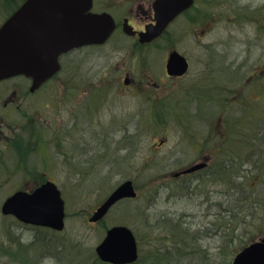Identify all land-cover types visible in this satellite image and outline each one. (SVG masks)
Listing matches in <instances>:
<instances>
[{"label":"rangeland","instance_id":"rangeland-1","mask_svg":"<svg viewBox=\"0 0 264 264\" xmlns=\"http://www.w3.org/2000/svg\"><path fill=\"white\" fill-rule=\"evenodd\" d=\"M20 1L15 0L5 10L4 6L8 4L0 0V26L11 16L12 12L9 11ZM239 1L243 6L241 9L230 0V3L226 1L219 9L214 8V11L223 12L230 19L237 11L244 13L240 28L230 24V21L220 22L210 39L215 45V56L229 52L224 55L229 57L224 61L229 60L232 67L239 65L241 78V96L237 98L239 104L236 102L229 106V116L223 117L221 124L219 120L224 115L222 111H227V108L219 104L213 106L215 136L218 130L224 132L230 125V139L237 132L233 140L235 143L243 139L246 145L247 139L250 144L244 148L242 161L228 170V183L221 186L222 181L219 183L218 179L212 183L204 181L203 185H196L198 196L191 199L188 195L184 196L188 191H183L177 181L173 180L175 171L161 170L157 165L148 168L147 161L164 162V153L173 151L174 123H170L171 130L166 134L159 122H139L137 111L144 108L130 95H120L118 76L107 80V83L116 84L118 94H110V100L101 108V113L95 116L94 121L91 122L92 118L85 123L80 121L77 116L79 104L88 105L91 102L87 97L84 102L82 90L75 86L80 83L105 82V76L102 75L104 67L101 66L109 67L119 60L103 59L105 54L102 60L94 56L85 71L78 68L76 72H71L65 58L62 61L63 71L35 97L42 116H36L35 122L27 119L25 104L31 101L28 99L23 102L22 114H17L13 117L14 121L10 122L15 124V128L14 133L8 130V136L14 137L16 143L22 141V151L16 152L13 145L7 144L3 134H0V241L20 237L24 244L30 245L37 237L45 235L39 228L20 223L18 226L14 218L4 217L1 213V207L9 196L18 190L31 192L36 188L32 178L39 183L45 179L55 182L66 203V229L53 236L54 242L58 243L56 250L52 253L44 249L39 252L34 250V261H31V257L24 264H33L35 261L39 264H68L70 261L85 264L86 256L96 253V247L105 238L107 230L114 226L131 229L137 238L140 253L147 257L153 248L162 245L156 239L169 233L168 225L180 219L189 222L192 230L204 234L215 231L217 221L212 214L215 208L218 209L217 204L224 201H227V208L231 206L247 222L241 229L242 235L233 245L237 253L245 245L264 239V0ZM214 65L217 74L222 73L225 81L237 79L235 72L225 69L220 60L214 61ZM97 67H100L99 70ZM154 71L155 75H160V68ZM15 83L22 88L29 82L18 78L14 80ZM67 84L70 87L68 91ZM234 85L232 87L236 90ZM217 87L222 89L221 86ZM32 123H35L39 136L43 140L47 139L50 145L47 151L43 147L39 152L37 150L36 156L31 150L35 136V130H30ZM218 124L222 126L217 128ZM126 127L133 133L131 137L124 138ZM169 135V143L155 153L159 142ZM214 142L216 145L215 137ZM243 162L245 166L237 170V165ZM236 175L242 178L237 179ZM127 180L134 182L138 197L116 205L103 221L91 223L90 218L97 208ZM231 188L237 189L231 201L223 199L221 195H206L208 190L228 191L230 194ZM161 242L167 244L165 240ZM219 242L213 236L205 240V245L211 247L209 252L221 258L216 249ZM65 247H69L71 252H67L68 248L66 250ZM0 264H23V261L0 253Z\"/></svg>","mask_w":264,"mask_h":264},{"label":"flooded vegetation","instance_id":"flooded-vegetation-1","mask_svg":"<svg viewBox=\"0 0 264 264\" xmlns=\"http://www.w3.org/2000/svg\"><path fill=\"white\" fill-rule=\"evenodd\" d=\"M163 1L167 0H93L92 13L109 15L115 23L113 32L103 44H90L73 49L63 55L61 60L65 58L68 60L71 72L79 69L85 71L94 56L95 59L102 60L105 54L103 59L117 58L119 60L109 67L101 66V68L104 67L102 75L105 76L103 78L105 82L80 83L75 86L78 90H82L84 102L87 98L91 102L88 105L79 104L78 118L83 123L88 122L90 118H92L91 122L95 120V116L101 113V108L105 107L110 100V94H118L116 84L107 83V80H113L118 76L120 95H130L144 108L137 111L139 122H159L166 134L171 130L170 123H174L173 151L164 153L165 155L162 156L164 158L162 161L166 160L164 162L150 163L147 161V167L157 165L161 170L175 171L173 180L177 181L178 187L180 186L183 191L189 187L188 194L184 196L188 195L194 199L198 196L196 185L203 184L204 181L217 182L215 179L219 182L222 172L226 174L222 176L225 177L223 182L227 183L228 170L233 168L235 163L242 161L241 155L245 151L243 139L237 143L233 141L236 139L235 136L230 139V125L224 132L218 130L215 136L213 106L219 104L222 108H227V111H222L224 115L220 117L219 123L221 124L223 117L229 116L227 115L229 106L236 102L237 105L239 104L237 98L241 96L239 86L241 78L239 65L232 67L229 65V60L224 61L229 58L224 56L229 52H222L215 56V45L213 40H210L215 27L220 22L230 21V24H235L240 28L244 13L237 11L236 15L230 19L223 12L215 13L214 11V8L219 9L226 1L230 3V0H192L168 23L158 37L142 42V34L146 33L148 28L157 25L156 8L159 9L160 6L164 16L170 14L169 9L172 3L163 4ZM232 2L239 9L243 7L239 0H232ZM174 55L177 56L176 59L178 58L177 66L176 71L171 73L169 65ZM219 60L225 69L235 72L236 80L225 81L222 73L217 74L214 61ZM61 65L64 69L62 61ZM99 68L97 67L98 70ZM155 68H160V75H155ZM18 78L29 83L20 88L19 85L14 84V80ZM49 82L35 91L31 90L32 81L24 77H15L0 83V134H3L7 144L13 145L16 152L21 147L22 141L18 139L17 144L13 141L14 137L8 136L9 131L14 133L15 128V124L10 122L14 121L13 117L17 114H22L23 102L28 99L31 101L25 104L27 119L35 122L36 116H42L35 97ZM232 85L237 87L236 90ZM217 86H221L222 89ZM68 87L69 84H67V91L70 88ZM220 124L217 128L222 126ZM36 128L35 123H32L30 130H35V136L33 137L34 143H31L33 145L31 150L35 156L41 147L47 151L50 146L47 139L43 140L39 136ZM124 134V138L133 135L127 127ZM170 138L171 135L161 140L154 152L162 150L169 143ZM198 165H204V167L194 173H184ZM237 166V170H241L245 164L243 162ZM33 180L36 182V188L51 181L45 179L39 183L36 179L32 178ZM208 191L206 195L211 197L221 195L224 198L228 195L224 191Z\"/></svg>","mask_w":264,"mask_h":264},{"label":"water","instance_id":"water-1","mask_svg":"<svg viewBox=\"0 0 264 264\" xmlns=\"http://www.w3.org/2000/svg\"><path fill=\"white\" fill-rule=\"evenodd\" d=\"M178 1L162 2L172 3L170 14L165 16L158 5L157 25L142 34V42L158 37L192 2ZM92 7L93 0H26L0 27V81L24 75L32 79L31 90L35 91L60 71L59 60L63 54L85 45L103 44L113 32L115 23L107 14L91 13ZM175 57L169 65L171 73L176 71L178 58ZM202 167L204 165H198L184 173H194ZM137 196L134 182L125 181L100 205L90 222H100L117 203ZM1 213L14 216L23 224L56 232L66 228L65 202L57 185L50 181L31 193L16 192L3 203ZM96 254L104 263L134 264L139 259L136 236L126 226H114L96 247ZM233 264H264V239L239 252Z\"/></svg>","mask_w":264,"mask_h":264},{"label":"trees","instance_id":"trees-1","mask_svg":"<svg viewBox=\"0 0 264 264\" xmlns=\"http://www.w3.org/2000/svg\"><path fill=\"white\" fill-rule=\"evenodd\" d=\"M14 1L15 0H4V3L8 4V6H4V8L6 7L5 10H7L8 7H10L11 3ZM24 1L25 0H21L20 2L23 3ZM20 2L16 4V7L9 12L13 13L22 4ZM236 135L237 132L235 136ZM249 145L250 144L246 139L245 148H247ZM20 149L21 147L19 148L18 152L20 151ZM223 175H226L225 172H222L221 176H219V183H221L222 181L221 186L225 183L223 182L225 180V177H222ZM232 176L233 175H231V177ZM240 177L241 176L236 175L235 178L240 179ZM201 184L202 183H200L199 186H201ZM188 189L189 187L185 188L186 191H188ZM236 190L237 189L234 188L229 189L230 194L227 191L228 195L223 199L226 198L227 200L231 201L232 197L235 196ZM246 199H248V197H246ZM226 202L224 201V203H218V209L215 208L214 213L212 214V217L216 218L217 221L215 231L211 233L207 231L204 234L199 230H192L190 227L191 224L189 222H185V219H180L179 221H176L177 223L174 222L168 225V234L156 239L162 245L160 247L153 248V251H151V253L147 257L141 254L139 260L135 264H232V258L234 254L237 253L233 249V245L236 243V239L238 240L242 235L243 230L241 231V229L247 222L243 221V219L239 217L240 213L233 209L231 206L227 208L225 206ZM211 207H213V205H211ZM184 223L188 226H185ZM17 224L19 226L18 222ZM218 224L219 226L217 227ZM41 230L45 232V235L43 237H37V239H35L30 245L24 244L20 237L10 238L5 242L0 241V253L8 255L15 260L20 259L23 261V264L24 262L29 261L31 257V261H34V250L36 252H39L41 251V249H44V251L52 253L54 250H56V245H58V243L54 242L53 236L58 235V233L45 229ZM7 235L11 236L8 233ZM213 236L221 242H219L216 247V249L218 248V252L221 258L219 256L216 257L214 256V254L209 252L211 247L209 248L205 245V240L210 237L212 238ZM161 239L165 240L167 244L162 243ZM64 246L65 245L63 244V249ZM246 246L248 245H245V247ZM57 248H59V246ZM67 248L65 247L67 252H71V250H69V247ZM86 257L88 258H86L85 264H106L101 262L94 252L89 253ZM75 262L76 261H70L68 264H75ZM33 264H39V262L35 261Z\"/></svg>","mask_w":264,"mask_h":264}]
</instances>
